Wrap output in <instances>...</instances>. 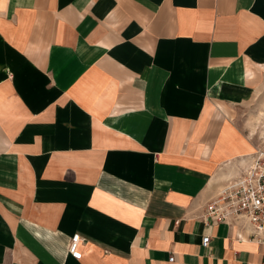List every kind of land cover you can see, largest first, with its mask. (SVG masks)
<instances>
[{
  "label": "crops",
  "instance_id": "0c3cea01",
  "mask_svg": "<svg viewBox=\"0 0 264 264\" xmlns=\"http://www.w3.org/2000/svg\"><path fill=\"white\" fill-rule=\"evenodd\" d=\"M263 84L264 0H0V264H264L201 219Z\"/></svg>",
  "mask_w": 264,
  "mask_h": 264
},
{
  "label": "built area",
  "instance_id": "2783aa9c",
  "mask_svg": "<svg viewBox=\"0 0 264 264\" xmlns=\"http://www.w3.org/2000/svg\"><path fill=\"white\" fill-rule=\"evenodd\" d=\"M201 219L206 227L244 222L250 229V241L264 245V143L254 147L249 164L219 190L206 205ZM80 241V236L75 234L68 244V252L76 260L81 257ZM208 243L209 235L203 236L201 245L206 247Z\"/></svg>",
  "mask_w": 264,
  "mask_h": 264
},
{
  "label": "rangeland",
  "instance_id": "374dc122",
  "mask_svg": "<svg viewBox=\"0 0 264 264\" xmlns=\"http://www.w3.org/2000/svg\"><path fill=\"white\" fill-rule=\"evenodd\" d=\"M235 122L255 145L264 143V84L255 93L247 96L243 105L231 111Z\"/></svg>",
  "mask_w": 264,
  "mask_h": 264
}]
</instances>
